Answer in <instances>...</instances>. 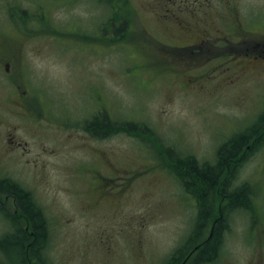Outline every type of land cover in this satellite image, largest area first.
Returning <instances> with one entry per match:
<instances>
[{"label":"rangeland","instance_id":"rangeland-1","mask_svg":"<svg viewBox=\"0 0 264 264\" xmlns=\"http://www.w3.org/2000/svg\"><path fill=\"white\" fill-rule=\"evenodd\" d=\"M149 1L130 0L140 13L127 9L120 19L133 17L132 24L113 32L114 0H0V129L29 146L13 150L0 132V176L31 190L45 210L54 264L165 263L198 214L196 199L165 164L167 152L214 162L219 144L264 110L262 66L232 84L230 73L183 70L176 48L146 35L166 34ZM261 1L242 0L244 15L264 13ZM35 82L37 103L20 108L18 93L34 91ZM97 110L141 126L98 136L66 120L90 119ZM236 174V184L252 186L250 209L239 205L231 214L225 250L213 264H229L264 240V143ZM1 200L18 213L12 197ZM4 224L0 216V235ZM34 263L23 248L0 246V264Z\"/></svg>","mask_w":264,"mask_h":264},{"label":"flooded vegetation","instance_id":"flooded-vegetation-1","mask_svg":"<svg viewBox=\"0 0 264 264\" xmlns=\"http://www.w3.org/2000/svg\"><path fill=\"white\" fill-rule=\"evenodd\" d=\"M114 2L116 15L115 18L112 19L113 32L118 30L115 26L123 27L132 24L131 20H134L133 17L125 20L120 19V16L123 12L127 11V9L136 10L137 14L140 13L137 6H135L134 9L130 7V0H114ZM243 2L242 0H150L146 9L154 14L157 23L163 26L165 25L166 34H163L165 37L163 38L145 30L146 35L151 38L152 42L158 44V46H162L160 44L162 43L163 45L176 48L177 51H173L172 53L178 55L181 59H186L187 62L183 70H200L201 68L207 71L218 70L219 72L230 73L231 77L229 84L237 83L248 73L256 74L259 71L264 72V34H261L264 28V13L257 12L255 9L249 11L248 16H245L242 11ZM247 4H250L252 8L258 6H252L249 1L245 2V6ZM212 10H216L217 12L214 13ZM117 14L118 17H116ZM132 26H134V22ZM181 31L192 32L196 38L187 40L177 37L176 33L178 34V32ZM179 41L183 42L179 43ZM3 58L4 57H0V64L1 61L3 62ZM222 58H224V63L227 65L224 63L216 64L217 61ZM22 59L20 60V64L23 63ZM11 62V60L6 61V68L8 70L11 69ZM261 66L263 69L259 70ZM16 68H19V66H16ZM20 73L24 74V67L21 69ZM37 84L38 83L35 82L34 91H32V85L31 87L26 86L22 90V93H18L21 100L19 101L20 108L24 109L29 100L33 99V103L36 101V92L39 91ZM18 88H20V86L16 88L17 91ZM100 98L102 100V96H95L96 104L102 103L101 101L98 102ZM42 116H44V114H42ZM76 117L67 118L66 120L70 125H76L78 122H81V125L80 123L79 125L82 126L86 135L88 132L98 136H106L115 133V119L107 114L99 113L98 110L90 119L81 118L82 116L80 118L79 116ZM104 120L109 121V124L104 125ZM0 132L5 134L6 130L0 129ZM3 139L9 144L8 147L13 150H29L27 141L23 142L22 140L15 139L9 132L3 135ZM226 174H228V178ZM229 175L230 167L226 169L225 177L222 178V184L219 187V196L215 194L214 190L215 195L211 203L212 219L209 221L210 227L208 236L212 238L215 229L218 228L223 219L224 225L222 227L221 239L216 254H214L206 264H213V262L223 254L225 250V237L230 229V218L233 215L232 213L243 209L237 205L231 206L229 197L231 179ZM189 181L194 184L192 180L189 179ZM7 184H15L30 194L33 204L42 209V213L46 219V228L48 229L50 237V222L48 216L45 210L36 201L33 192L11 177L0 176V216L3 217L4 225L6 226V231L0 235V246L4 245V247H6L7 244H9L23 248L29 253V256L35 260L34 264H45L46 260H40L32 255L31 248H33V245L35 246V241L37 239L36 230L34 229L31 218L20 206L18 195L13 191L6 190ZM225 185H227L226 189ZM2 196H6V199L12 197L15 200L17 214L11 213L6 206L3 205L4 203L1 200ZM217 197L221 199L216 206ZM194 198L198 203L197 198ZM261 229L264 230V227ZM13 234H16V239L11 237ZM23 234H25V236ZM205 246L206 243L194 244L188 253H186L185 257H182V255L179 256V263L177 264L194 263V260ZM246 250L247 249L243 250L241 255H231L229 264H264V240L259 242L256 247H249V251L246 252ZM48 252L49 244L46 250L47 263L54 264L49 258Z\"/></svg>","mask_w":264,"mask_h":264},{"label":"trees","instance_id":"trees-1","mask_svg":"<svg viewBox=\"0 0 264 264\" xmlns=\"http://www.w3.org/2000/svg\"><path fill=\"white\" fill-rule=\"evenodd\" d=\"M104 125H108L109 121H103ZM137 122L132 123L129 121L119 122L115 121V128L118 130L125 129L131 131L140 128ZM149 130L146 125L142 129ZM147 128V129H146ZM148 132V131H147ZM152 132V131H151ZM264 143V110L258 114L256 119L244 130L233 134L231 137L223 141L216 149V160L214 162L199 160L193 154L171 153L167 152L168 156L165 157V164H167L171 171L174 172L180 180L185 191L191 193L198 200V214L194 220L193 227L185 242L177 247L170 258L164 264H177L179 263V256H186V253L196 243H206L205 248L200 252L192 264H206L214 254H216L218 244L221 239L222 227L224 219L215 229L212 238L205 235L208 228L209 221H211V203L213 196H219V187L222 184V178L225 177V171L230 167L231 189L229 192L231 206L239 205L250 209L251 197V184L247 181L244 183L236 184L235 181L238 177L236 174L241 170L244 164L245 157H247L251 149H255L258 145ZM246 154V155H245ZM164 162V161H163ZM228 178V174H226ZM194 182L192 184L190 181ZM227 185H225L226 189ZM6 190L13 191L18 195V201L24 212L31 218L34 229L37 233L35 246L31 248L32 255L40 260H46V250L49 244V233L46 228V219L40 207H36L30 197V194L18 187L15 184H7ZM215 190V194H214ZM217 197V202L220 200ZM25 236V234H23ZM16 239V234L11 236ZM191 256V255H190ZM192 257V256H191ZM190 257V258H191ZM187 264V263H185Z\"/></svg>","mask_w":264,"mask_h":264}]
</instances>
